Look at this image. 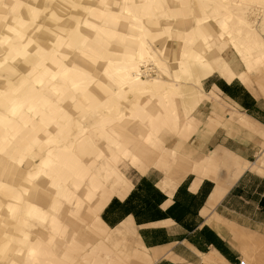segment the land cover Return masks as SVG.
Returning <instances> with one entry per match:
<instances>
[{"label": "clouds", "instance_id": "obj_1", "mask_svg": "<svg viewBox=\"0 0 264 264\" xmlns=\"http://www.w3.org/2000/svg\"><path fill=\"white\" fill-rule=\"evenodd\" d=\"M37 2L0 0V55L4 57L0 68L16 58L29 56L27 49L34 41L28 33L33 28L41 31L43 25L37 26V21L45 12L49 13L48 20L57 25L64 19L75 24L56 30L43 28L57 37L52 51L31 54L33 79H24L0 95V264H77L67 258L79 250L76 237L95 229L99 197L111 187L106 180L108 169L151 156L158 146L154 132L141 134L126 129L118 136L111 128L105 131L120 119L114 108L126 99L125 88L152 91L147 85L155 83L154 75L166 78L169 83L159 92L165 100L160 105L164 114L142 113L136 119L152 129H170L186 144L190 130L197 126L185 107L186 89L196 84L201 70L214 71L215 65H205L199 57L186 52L183 70L173 75L171 62L162 52L147 55L148 46L155 47L159 38L150 35L148 28L130 25V29H138L135 34L117 33V23L132 16L128 10L136 7L134 0H98L105 11L120 8L128 13L127 17L123 12L105 17L103 11L90 6L94 0H44L47 7L40 10L34 7ZM173 2L189 7L188 0ZM199 3L200 0H191V4ZM220 3L227 12L225 24L240 46L254 58L259 53L264 61V0ZM57 6L85 15L59 17L54 11ZM94 21H102L101 27H95ZM228 21L233 22L228 25ZM152 27L158 25L153 22ZM81 28L92 29L97 35L89 40L81 34ZM102 31L107 40L99 53L90 45L96 43ZM100 61L105 62L102 71L97 69ZM141 72L147 74V80L138 84ZM3 79L6 77L0 76ZM35 85L41 87L37 89ZM66 101L71 103L75 115L61 107ZM53 117L60 121L54 132L49 131L55 123ZM40 133L46 139H38ZM101 141L106 143L102 145ZM53 142L57 145L55 153L49 150ZM26 161L39 163L28 165ZM53 173L58 182L52 186L59 191L44 210L31 203L29 196L37 180L42 176L51 178ZM93 177H99V182ZM82 190L89 195H80ZM65 208L67 223H62L58 217ZM36 229H44L46 236L36 235ZM57 251L62 252L59 259Z\"/></svg>", "mask_w": 264, "mask_h": 264}, {"label": "rangeland", "instance_id": "obj_2", "mask_svg": "<svg viewBox=\"0 0 264 264\" xmlns=\"http://www.w3.org/2000/svg\"><path fill=\"white\" fill-rule=\"evenodd\" d=\"M188 3L189 7L186 9L180 4L177 5L175 3L180 7V9L177 7L180 11L178 12L179 14L177 13L178 9L174 11L177 14V18L172 20L171 17H176V14L172 12V15L170 12L164 19L168 23L171 22L172 26L170 30L172 34L175 32L174 30L182 28L183 19H186V23L184 24L186 27L184 29H189L192 25L191 22L194 16H201L204 12L209 14L211 12L210 9L215 5L213 0H208L203 6L200 4L198 6L191 4V0H188ZM97 8L100 11H105L102 7H99V4ZM222 9L219 11H224V9ZM229 11H233V9H229ZM159 29L160 28H156V30ZM213 41L214 43H209L207 46L208 50L215 54L209 61L211 65H215V69L227 64L235 74L244 71L231 45L220 40L214 39ZM263 67L264 66L259 64L255 66V69L253 68L248 74L246 85L241 84L236 79L232 81L233 83H226L218 76L216 71L211 73L210 76L202 79L201 86L206 96L202 100L203 105L201 106L202 103L199 104L196 108L197 110L201 106L199 110L197 112H195V110L191 115L197 126L195 129L192 128L193 130H190L187 143L181 142L180 136L174 134L172 130L163 128L161 129V134L156 136L158 146L153 155L139 159L137 164H142L143 167L138 169L134 165L127 164L125 165L126 167L119 165L120 172L124 175L125 179L132 184L130 192H136L137 197L131 204H124L123 200L113 199L109 203L110 205L108 204V210L104 213V210L108 206L107 204V206L105 205L106 208L104 210L102 209L103 213H101V216L109 228L115 229L117 223L123 218L124 213L129 211L130 208L134 209L132 211L137 215L138 221H146L154 218V210L148 207L156 196L155 190L152 187L153 185H157V188H159L161 182L164 181L163 184H166V187L169 188L175 184V182H179V185L186 180H191L192 176L190 174L195 177H197V175L206 174L208 178L215 174L218 170V164L207 162L205 158H207L209 152L219 144L221 147L232 152L229 153L231 157L233 156V159L241 157L242 160L244 159L243 161L245 163L252 166L246 169L241 178L239 177L240 179L232 185L230 191L232 189L235 191L233 190V193L226 198L222 207L216 211L220 216L222 230L224 232V234L220 236L223 241L222 245L219 247V253L222 254L226 260L222 259L218 263L213 264H264V214L259 213L257 209V201L264 199ZM171 68L173 74H175L177 70L179 71L175 65H172ZM227 84H230V86ZM213 85L217 87L218 90L213 89ZM130 93V95H133L132 92ZM137 94V92H134L133 96ZM198 114L200 115L198 116ZM240 118L242 120L246 119V121L251 124L248 125H250L253 131L240 129L237 124ZM211 120L215 128L210 135H207V132L201 130L204 129L205 124L208 125ZM256 126L258 127L257 129ZM254 132L258 134H254ZM188 145H191V149L188 148ZM221 147L217 149L222 150L223 148ZM162 150L166 153H175V155L172 156L173 159L169 161L170 163L167 165L169 167L167 172L154 170L155 168H153L151 164L156 158L155 155H162ZM147 158H152V161H147ZM253 165L256 166L253 167ZM181 168L189 172L179 181V178L183 175V170ZM255 168L256 170H254ZM207 184L206 190L209 189L212 183L208 182ZM238 192L242 194L241 197ZM180 201L183 208L188 210L184 221L186 224L193 223L194 219L192 214L200 201L192 202L185 196L180 197ZM95 228L99 229L97 231L94 229L95 231H93L94 233L92 232V234L91 232H83L79 235L77 244L80 242L79 244L82 245H80L81 250L79 254L81 260L78 259V263L80 262L79 264L83 263L82 260L84 261V259L82 258L85 257H87V259H85L83 264L108 262L110 260H108V258H111L115 254L118 255L121 251H127L129 248L137 249L135 247L138 245L132 243L133 241L128 233H122L119 230H107L97 225V223ZM102 228L103 230H101ZM134 234L137 236L136 230H134ZM148 237L151 238L152 236L149 235ZM137 239L140 240L138 237ZM88 242L91 243L92 246ZM173 246H176L174 248L175 251L184 248L181 244H173ZM93 250L94 252H92ZM207 250L210 251L211 254L214 252V250L210 248Z\"/></svg>", "mask_w": 264, "mask_h": 264}, {"label": "bare ground", "instance_id": "obj_3", "mask_svg": "<svg viewBox=\"0 0 264 264\" xmlns=\"http://www.w3.org/2000/svg\"><path fill=\"white\" fill-rule=\"evenodd\" d=\"M207 1L208 0H200L199 4L203 6L204 3H206ZM97 2L98 0H94L93 4L90 6L97 8L99 4V3L97 4ZM213 2L215 5L213 8L210 9L211 12L209 14H207V12H204L201 14V16L200 15L196 17L194 16V19H192L191 22L192 25L189 27V29L187 28L184 29L186 27L184 25L186 23L185 22L186 19L185 20L183 19L184 22L180 21L182 22V28L180 29L178 28L174 30L175 32L174 34H172L170 30L172 26L171 22L168 23L164 19L166 18L167 14L170 12L176 14V12L174 11H177L178 8L180 9V7L177 6L178 5L177 3L176 5L175 2H173V0H135L134 3L136 7L128 10L132 12V16L128 17L126 20H120L116 25V32L121 34H127L129 31H132L133 34H135V32L138 31V29H130L129 26L137 25V24H139L141 27L148 28L150 35H156L159 38L154 42L155 47H151L146 44V46L150 48L147 55L151 56L157 51L162 52L166 59L169 58V61L171 62L170 66L175 65L179 69V71H182L185 66L184 61H185L186 52L190 53L192 56L199 57L200 60L205 65H211L209 61L211 58L215 56V54H213V52H210V50H208L207 45L209 43H214L213 41L214 39L227 42L229 45L232 46L233 50H235L238 60L243 66L244 71L247 73V75L244 71L240 72L239 74H235L227 64L223 65L220 68H216L214 71H216L218 76H220V78L223 79L226 83H231L234 79H236L241 84L246 85L248 74L253 70V68L255 69V66H258L259 64L264 66V61L260 59L259 53H257L254 58L252 53H250L249 51L245 50L240 46L237 39L234 38V35L230 30V27L226 26L225 24V17L227 16V12L219 11L220 9H222L220 0H213ZM34 7L40 10L47 7V5L44 3L43 0H38V2L34 5ZM99 7L101 6L99 5ZM179 9L177 13L180 12ZM54 11H56V15L59 17H67L70 14H75L81 17L85 15L82 12L72 13L71 9H67V8L61 10L60 6H57L54 9ZM103 12L105 17H112L122 12L123 15H125L126 17L128 16L127 12H124L122 9L115 7H112L111 9H108L107 11H103ZM48 15L49 13L45 12L41 16L40 20L37 21V26L42 24L43 28L56 30L57 28H71L75 24L74 21L64 19L60 24L57 25L53 21L48 20L47 18ZM153 22H155L158 25V27L153 28L152 27ZM231 23L232 21L227 22L228 25H230ZM101 24L102 21H94L95 27H101ZM43 28L39 32H36L35 28H33L28 33V37L31 38V41H34V43H30V46L27 49V52L29 53L28 57L16 58L14 61H10L7 65H5L4 68H0V76L6 77V79L0 80V95H3L5 92L9 91V88L11 86L18 85L24 79H28L30 81L33 79L31 75L33 73L31 54L37 53L39 50H43L41 55L47 54L52 51L53 45L57 42V37L51 35L50 32H45ZM156 28H160V29L156 30ZM80 31L81 34L84 37H87L89 40H91L94 35H97L92 31V29L89 28H81ZM58 35H62V34L58 33ZM106 40L107 37L104 35L102 31L99 34V38L96 41V43L91 44L90 46L96 49L99 53H102L104 48L106 47V43H105ZM63 51L64 49H61V52ZM109 51H111L110 48ZM3 60L4 57L0 55V62H3ZM70 63L71 62H69L68 65L69 67L71 66ZM104 67H105L104 61H100L97 64L98 70L102 71ZM214 71L201 70L195 78L196 84L193 85L191 88L186 89L188 94V99L186 101L185 107L189 110L191 115L199 106V104L203 102L202 100L206 96L201 86L202 79L210 76V74L213 73ZM101 79H103V77H101ZM146 80H147V74L141 72L139 74L137 83L139 84V81H146ZM152 80L155 81V83H151L147 85V87L151 88L152 91H143L137 87H134L131 90L125 88V92L127 93L126 99L119 101V105L114 108V111H117L118 114L120 115V119L115 123L108 125L105 128V131H107L108 128H111L114 132L117 133L118 136H122L124 130L126 129L135 130L136 132H139L141 134H148L150 132H154L155 137L161 134V129L163 128L152 129L150 127L145 126L143 123H141L140 120L136 119V117L140 116L142 113H146L149 116H162L164 114L165 110L164 108L160 107V105H163L165 103V100L159 94V92L162 88L166 86V84L169 83V81L166 78H160L155 75L152 77ZM40 87L41 85H35V88L37 89ZM92 90L95 91V89ZM130 92H132L133 95L134 92H137L138 94L133 96L130 95L131 94ZM61 107L67 108L73 115H75V113L72 111L70 102L66 101L65 104L62 105ZM28 115L31 116V113H29ZM52 119L55 121V123H53L50 126L49 131L54 132L56 130V123H60V121L56 117H53ZM237 124L238 127H240V129L246 131H253L252 128L250 127L251 124L248 123L246 119L242 120L240 118ZM214 128L215 125L211 120L208 125L205 124L204 129H202L201 131H205L207 132V135H210V133L214 130ZM257 128L258 127L256 126V129ZM255 133L258 134L257 132H254V134ZM0 134H2V127H0ZM85 135L87 136L88 134L85 133ZM38 139L44 140L46 139V137L43 135V133H40ZM105 143H106L105 141H101L102 145ZM56 147H57L56 143L53 142L49 145V150L55 153ZM172 153L174 152L166 153L164 150H162V155H155L156 158L154 159V161H152V158H147L148 159L147 161H152L151 164L153 168L160 170L162 172H167L169 170V167L167 165L170 163L169 161L173 159ZM142 158L143 157L139 159ZM139 159H132L128 164L132 166L134 165L136 166V168L139 169L143 167L142 164H137ZM205 160H207V162L210 163L218 164L217 166L218 170L216 171L215 174L213 175L211 174L212 176L209 178L206 174L197 175V177L195 178V186H197L202 179L211 180L214 184V197L212 199L211 204L214 205L224 196V194L242 175V173L246 169H249L252 166L245 163L240 157L233 159V156L231 157L229 151H225L223 149L222 150L216 149V148L212 152H209V155L207 158H205ZM35 163H39V161H26V164L28 165H32ZM255 166L253 165V167ZM256 168L254 170H256ZM181 169L183 170V175L179 178V181H181L184 175L187 172H189L188 170H185L183 168ZM99 179H100L99 177H93V180L97 183L99 182ZM106 180L111 185V187L109 191L104 192L99 197L100 204L97 205L99 209V213L111 198H118V199L124 198L131 187L130 183L125 179L124 175L120 172L119 165H116L115 167H111L110 169H108ZM57 182H58L57 177L55 176L54 173L51 175V178H49L48 176H42L39 180L36 181V188L31 192L29 196L30 202L35 204L37 207L41 209L47 210L50 207V205L53 203V201L55 200L58 194L59 189L57 187L52 186L54 184H57ZM178 183L179 182H175V184H173L171 187L168 188L165 186L162 189L164 190L167 189L168 191H170L174 189V187H176ZM80 195H89V193H84L82 190ZM91 195H95V193H91ZM66 212L67 209L65 208L64 210H62L60 216L58 217V219L62 223H67ZM96 223L97 225L103 227L104 229H107L105 225L101 222L99 217L97 218ZM103 228L101 230H103ZM98 229L95 228L96 231ZM34 231L36 235L41 236L42 238L46 236L44 229H36ZM76 240L79 241V235L76 237ZM79 243L77 244L79 250L75 254L70 255L67 258L68 260L74 259L77 262V264L80 263V262L78 263L79 261L78 259H80L79 253L82 246ZM140 245L135 247L137 249L129 248L127 251L119 252L118 255L117 254L113 255L111 258H108V260L110 259L108 262H101V263L100 262L95 263L94 261L93 262L94 264H144V263L150 264L151 259L149 258L150 256L149 251L145 250L143 246ZM92 252H94V250ZM61 255L62 252L57 251L56 253L57 259H59ZM82 259H84L85 261L87 257ZM84 261L82 260L83 263Z\"/></svg>", "mask_w": 264, "mask_h": 264}, {"label": "crops", "instance_id": "obj_4", "mask_svg": "<svg viewBox=\"0 0 264 264\" xmlns=\"http://www.w3.org/2000/svg\"><path fill=\"white\" fill-rule=\"evenodd\" d=\"M227 85L230 86V84ZM213 89L218 90L214 85ZM202 105L203 103L201 106ZM199 108L195 112H197ZM199 115L200 114H198V116ZM220 147L221 146L218 144L212 151ZM243 174L244 172L242 175ZM190 175L192 176L191 180H186L179 185L177 184V186L170 191L162 189L166 186V184H163L164 181L161 182L159 188H157V185L152 186L156 196L148 207L154 210L155 215L154 218L150 220L138 221L137 215L133 211H127L124 213L123 218L117 223V227L111 229L102 219L101 213H103V210L113 199L123 200L124 204H128L129 198L133 193L130 192L132 189L131 183L127 195L122 199L112 198L100 212L99 218L107 230H119L122 233H128L133 244H141L140 246H143L145 250L149 251V258L151 259L150 264H213L218 263L222 259L226 260L225 257L219 253V247L222 245L223 241L220 236H222L221 234H224V232L222 230L220 216L216 211L222 207V204L226 198L233 193L234 189L230 191L231 186L224 196L214 205L211 204L214 197L213 182L209 179H202L200 183L195 186L196 177L192 174ZM240 178H238L235 183ZM208 182L212 183V185L206 190L205 188ZM238 194L241 197L242 194L239 192ZM182 196L187 197V199L192 202L200 201L192 214L194 222L191 224H186L184 221L188 210H185L181 204L180 197ZM109 205L104 210V213L108 210ZM257 209L259 213L264 214V199L257 201ZM134 230H136L137 236L134 234ZM149 235L152 237H148ZM137 237L140 240H138ZM173 244H181L184 248L175 251L174 248L176 246H173ZM208 248L214 250L213 254L207 250Z\"/></svg>", "mask_w": 264, "mask_h": 264}, {"label": "snow or ice", "instance_id": "obj_5", "mask_svg": "<svg viewBox=\"0 0 264 264\" xmlns=\"http://www.w3.org/2000/svg\"><path fill=\"white\" fill-rule=\"evenodd\" d=\"M137 197V194H136V192H133V194H132V196L129 198V201H128V203H132V201L135 199ZM132 210H134L133 208H130L129 209V211H132Z\"/></svg>", "mask_w": 264, "mask_h": 264}]
</instances>
